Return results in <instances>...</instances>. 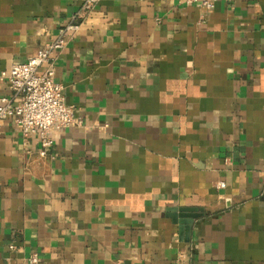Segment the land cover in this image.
<instances>
[{
	"label": "crops",
	"instance_id": "crops-1",
	"mask_svg": "<svg viewBox=\"0 0 264 264\" xmlns=\"http://www.w3.org/2000/svg\"><path fill=\"white\" fill-rule=\"evenodd\" d=\"M81 3L0 0V71ZM80 21L54 68L82 124L41 155L0 123V264H264V0H98Z\"/></svg>",
	"mask_w": 264,
	"mask_h": 264
},
{
	"label": "built area",
	"instance_id": "built-area-1",
	"mask_svg": "<svg viewBox=\"0 0 264 264\" xmlns=\"http://www.w3.org/2000/svg\"><path fill=\"white\" fill-rule=\"evenodd\" d=\"M97 1L82 0L54 38L37 48L27 60L15 62L10 69L0 71V80L7 81L10 91L9 95L0 97V123L10 117L24 135L36 134L41 143V155L53 144L52 130L82 124V119L74 115L73 105L65 101L63 85L55 80L54 54L67 45L80 27V20ZM185 2H201L207 8L213 6V0ZM224 185L223 181L218 183L219 187ZM27 262L38 263V254L31 253Z\"/></svg>",
	"mask_w": 264,
	"mask_h": 264
},
{
	"label": "water",
	"instance_id": "water-1",
	"mask_svg": "<svg viewBox=\"0 0 264 264\" xmlns=\"http://www.w3.org/2000/svg\"><path fill=\"white\" fill-rule=\"evenodd\" d=\"M178 216H179V222L181 224V227L185 230V235L188 237L189 231H190V226L194 218H196L199 214L198 212H195L194 210H181L178 211ZM186 237V238H187Z\"/></svg>",
	"mask_w": 264,
	"mask_h": 264
}]
</instances>
